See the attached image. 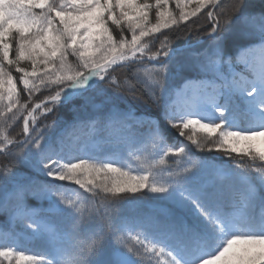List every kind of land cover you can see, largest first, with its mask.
Wrapping results in <instances>:
<instances>
[{"label":"snow or ice","instance_id":"1","mask_svg":"<svg viewBox=\"0 0 264 264\" xmlns=\"http://www.w3.org/2000/svg\"><path fill=\"white\" fill-rule=\"evenodd\" d=\"M175 9L0 0V117L27 111L16 137L0 119L9 224L0 259L264 264V0H175ZM205 9L204 21L192 19ZM181 23L186 38L175 43L167 30ZM42 89L34 107L20 104ZM37 109L51 123L37 125ZM137 153L148 156L133 169L126 160ZM166 157L175 167H160ZM145 192L156 214L118 211L144 204ZM17 222L41 244H25Z\"/></svg>","mask_w":264,"mask_h":264},{"label":"trees","instance_id":"2","mask_svg":"<svg viewBox=\"0 0 264 264\" xmlns=\"http://www.w3.org/2000/svg\"><path fill=\"white\" fill-rule=\"evenodd\" d=\"M142 2V0H141ZM150 2L154 3V0H150ZM231 0H224L225 3V7L227 8L230 4ZM169 7L172 10H176L175 9V0H169ZM207 9L203 10L198 17L196 18H192V19H199L200 21H204L205 17H204V12H206ZM152 19L154 22V13L152 14ZM188 24H191V20L188 21ZM108 27L112 30L113 35H117V33L119 32V29L116 28V26L114 24H112L111 21L108 22ZM168 35H169V39L172 40L175 43H182L183 40L186 38V33L184 30V24L181 23L178 28H172L167 30ZM124 35L128 38L131 39V33L127 31V29H125L124 31ZM178 37V39H177ZM195 37H193L194 39ZM161 39H163V37H161ZM158 44V42H157ZM14 56V54H13ZM69 61L72 63H76V59L75 57L70 56L69 57ZM22 66L25 67H29V65L27 64H22ZM9 71L12 72L13 77L16 79L17 82V88L21 89L23 86L19 83V73H17L15 71L14 68L9 69ZM48 92L47 90H41L40 92H36L33 94L32 99L30 101L27 100V94L26 93H21L20 96V104H24V103H28L29 107L31 108L35 103L40 102L41 99L44 98L45 95H47ZM13 111H15V109H13ZM27 114V111H24L22 114H20L18 116L17 119L15 120H11L8 119L11 116V113H8L7 110L5 109L3 112V116L0 117V119H4L7 120L8 123V128L7 131L10 134L11 137H16L17 134L21 133V121L23 120V117ZM37 125H39L40 127H43L44 123H51V117H49L47 120H45L43 113L39 112L37 113ZM175 131V130H173ZM187 131V130H186ZM197 133L199 134V130H197ZM188 134H192L191 132H188ZM181 140H184L185 138L181 137ZM148 151L151 153H155L156 149L154 147H152L151 145L148 146ZM124 155L127 156V152H124ZM197 156H208V157H219L221 154L218 152H204V153H196ZM148 153H137V156L135 157H130L126 160V163L129 165V167L136 169V168H140L143 167V163L144 161L147 159ZM156 159L158 160L159 157H156ZM165 159V164L161 165V168H166V167H175V160L172 157H166ZM245 160H247L248 158L245 157ZM221 161H217V163H220ZM0 163H6L5 160H3V158H0ZM257 163H260L259 161ZM145 203H149L151 204V206L149 207H142L140 205L134 206L131 209L128 208H122L121 210L118 211H129L131 213L134 214H156L158 212V208L157 206L152 202L153 201V196L155 194H151L149 192H145L142 193ZM24 225L17 222L15 225V231L17 234H19L23 240V242L25 244L31 243L34 246H39L41 244V241H28L26 239V233L24 231ZM8 229L9 228V224H8V217L6 214H0V231H3L2 229ZM6 229V230H7ZM130 243H134V241H130ZM26 255H30V252H26ZM0 264H15V259L13 258L12 261H6L3 259H0Z\"/></svg>","mask_w":264,"mask_h":264},{"label":"rangeland","instance_id":"3","mask_svg":"<svg viewBox=\"0 0 264 264\" xmlns=\"http://www.w3.org/2000/svg\"><path fill=\"white\" fill-rule=\"evenodd\" d=\"M163 259V258H162Z\"/></svg>","mask_w":264,"mask_h":264}]
</instances>
